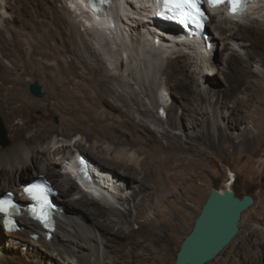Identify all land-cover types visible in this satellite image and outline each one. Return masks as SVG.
I'll use <instances>...</instances> for the list:
<instances>
[{
  "label": "bare ground",
  "instance_id": "obj_1",
  "mask_svg": "<svg viewBox=\"0 0 264 264\" xmlns=\"http://www.w3.org/2000/svg\"><path fill=\"white\" fill-rule=\"evenodd\" d=\"M62 6L70 12V6L79 11L104 51L108 41L117 40L127 56L130 54L136 64L142 63L140 67L137 64L142 74L136 81L139 92L127 94L112 85V80L120 79L104 72L99 53L84 41L79 26L59 11L57 0H0V115L11 137L8 146L0 145V196L12 191L24 206L16 230L8 228L6 217L0 213V264H117L110 249L125 250V246L131 247L125 250L126 256L136 262L137 242L131 222L147 211L149 200L156 197L159 205H164L169 178L177 183L184 179L183 164L165 150L162 138L174 144L185 136L194 143L204 134L203 139L216 143V136L224 140L228 131L238 129L249 118L255 102L264 113V14L262 18L256 16L264 11V0H254L239 14H227L221 7L210 12L213 36L209 48L199 40H178L170 33L177 27L169 22L148 21L150 0H114L105 16L92 15L84 9L82 0H67ZM132 17L138 19L130 25ZM127 20L132 32H137L132 45L124 39L122 22ZM23 25L29 30L25 31ZM164 25L168 28L160 30ZM216 48L222 50L220 58ZM124 62H120V68ZM257 64L261 67L258 71L253 69ZM158 73L166 77L165 82L157 80ZM210 74L218 82L219 76L223 77L229 90L223 88V82L215 85L201 81ZM145 75L150 83L143 79ZM233 76L238 86L232 84ZM29 77L50 85L43 100L29 93ZM164 91L173 98L169 107L161 99ZM140 95L147 100L154 97V106L140 100ZM157 104L165 108L166 119L155 113ZM225 108L231 113L222 124ZM111 109H117V114ZM133 111L163 124L161 134L145 120L138 121L131 115ZM79 134L86 135L88 141L96 136L102 143L112 144L114 148L110 149L116 151L112 159L125 169L115 173L110 170L113 161L98 164L92 158L98 148L103 153L102 143L92 144V153L82 156L80 151L87 152L82 140L72 142ZM141 137L156 139L159 147L150 148L139 158L128 146ZM79 156L91 165L89 182L75 179ZM58 162L67 165L64 170H57ZM36 175L52 180L58 192L54 231L43 229L28 215L31 204L21 189ZM116 184L122 192L119 199L123 210L95 201L118 198L114 195ZM127 190L130 194H125ZM85 213L93 216L89 224L82 218ZM258 233L256 244L262 255L253 254L248 264H264V230L258 229ZM154 259L160 260L157 256Z\"/></svg>",
  "mask_w": 264,
  "mask_h": 264
},
{
  "label": "rangeland",
  "instance_id": "obj_2",
  "mask_svg": "<svg viewBox=\"0 0 264 264\" xmlns=\"http://www.w3.org/2000/svg\"><path fill=\"white\" fill-rule=\"evenodd\" d=\"M57 4L59 11L69 18L72 23L79 26L84 41L92 50L95 49V51L99 53L102 60L99 64L102 66L104 72L118 76L120 80H112V85L121 91H125L127 94L138 93L139 86L136 81L141 79L140 77L142 74L139 71V67L142 66V63L138 62V67L136 62L133 61L132 57H130V54L127 56V54L122 51L121 47L123 45L117 40L113 41L111 39L113 43L108 41L107 43L110 47L108 46L107 52L106 50L104 51L102 46L97 42L95 37L96 35L84 25L85 22L83 17L79 15V11H77V9L73 6H70L73 9H71V12L64 9L62 5L66 6L67 0H57ZM263 14L264 11H261L256 16H260L262 18ZM5 15H8L9 19L13 20L10 14L6 13ZM136 18L138 19V17L129 18L132 20L130 23L128 20L125 21V24L122 22V25L126 28V31L124 32V39L126 40L125 43H127V45H132V42L134 43L133 38L136 37L137 32H132L130 25H133V23L135 24L133 20ZM262 20L264 21V18H262ZM126 22L130 25L128 26ZM208 24V32L210 36H213L211 28L212 23L209 21ZM23 28L25 31L29 30V28L25 25H23ZM114 36L116 37V35ZM214 43L215 46L218 47L215 40ZM236 48L239 52L244 53L239 47ZM110 50L111 54H109ZM216 52L217 57L220 58L222 50L216 48L215 53ZM23 56L26 58L27 54L25 55L23 52ZM155 57L156 56L151 55L150 58L158 60ZM122 60H125V62L123 67L120 68L119 64ZM6 61L10 63L8 60ZM135 64L137 69H134ZM129 68L134 71H131ZM253 69L258 71L261 67L257 64L253 67ZM190 71L193 73V69ZM211 74L209 77H205L206 79H202L201 81L212 82L215 85L217 83L221 85L223 82V88L227 87L229 90L228 84L223 77L221 78L219 76V80L221 81L218 82ZM156 75L158 81L165 82V76L160 75V73ZM233 77L234 79L231 78L232 84L238 86L236 76ZM31 78L32 77H29L27 81V89L29 93L34 98L43 100V98L50 92V85H48L44 80ZM143 79L147 83H150V78L147 75H145ZM34 81H38L41 84L43 90L42 97L34 96L30 92L29 85ZM168 93L169 91L165 92L164 97L161 98L164 103H167L166 107L171 106L173 101L172 96ZM143 97L144 95H140L139 99L143 101L146 100L150 106H154V97L148 100L147 97ZM257 105L258 103L255 102L252 109H250L249 118L245 121L243 120L238 129L228 131V135H226L224 140L219 141L216 136V143H213L212 140L205 137L203 139L204 134H200L201 136L199 135L197 137L198 141L194 143L193 141H190L191 143L188 142L189 140L185 136H182V140H179L174 144H171L168 139L162 138L160 143L163 144L165 150H167L174 159H177L178 162L183 164L182 172L184 174V179L179 183L172 181L170 178L167 180L169 188L166 190L167 192H164V195H166L164 205L160 206L159 199L155 197L153 200H149L148 209L144 214L137 215L136 209L133 208V215H137V218L136 220L133 219L131 222V229L135 230L134 234L137 242L135 252L138 256L136 257V262H133L131 258L126 256L125 250L129 249L128 251H130V246H125V250L121 249L116 251L115 249H110V255L117 259V264H175L176 254L180 249L181 243L185 236L191 231L195 218L198 216L202 205L205 203L212 188H232L241 196L249 193L254 197V203L243 211L240 220V230L235 239L216 258L207 264H248L247 261L251 259L253 254L259 257L262 255L261 250L256 243L259 242L258 229L264 230V113L257 109ZM159 106L160 105L157 104L154 110L155 113L163 119H166L165 108L160 109ZM261 107V110L263 109L264 111V107ZM180 109L179 111H182V109ZM110 112L116 115L118 110L111 109ZM223 113V117L220 118V122H222V124L227 121L231 111L230 109L225 108ZM131 115L138 121L142 119L145 120V122L151 128L155 129L158 134H161L163 131V124L160 125L151 118H144L139 111H133ZM57 117L58 116L55 117V120H57ZM0 119L6 131L5 141H2L0 137V145L8 146L11 143L10 131L1 115ZM86 137L87 136L84 134H79L72 140V142H75L77 139L82 140L87 152L80 151L81 155H83V153L88 155V152L92 153V144L99 145L102 143L96 136L92 137V141H88ZM102 147L105 148L103 153L98 152V150L102 149L98 148L97 154H94L92 158L97 161L98 164L105 163L106 161H113L115 164L111 165L110 170L112 168V171L114 170L115 173H118L120 169L124 170L125 166L123 168L122 163L112 159L114 158L113 155L116 151L112 152V149L110 148H114V146L109 142H105L102 143ZM128 147L131 148L137 156H139V158H142L146 153L148 154V151L150 152V148L159 147V145L156 139L147 140L141 137V139L139 138L138 143ZM74 149L75 147H72L71 152H73ZM104 156L107 157L106 160L103 158ZM185 161L189 162V164L185 163ZM64 164L65 163L61 166L60 162H58L57 170H64V167L67 166ZM160 166L162 168L164 167L162 164H160ZM164 172V174L167 173L166 170H164ZM139 175L142 176V173ZM29 178L30 177H27L23 180H27ZM115 186L116 188H113L117 193L114 195L118 198H115L114 200L112 199V201L109 199L104 202H101L99 199L96 200L97 198L95 197L94 198L95 201L102 206L106 203L107 205L110 204L109 206L114 207L115 209L123 210L124 207L122 206V201L119 199V194L122 192L120 189H117V187L120 188V185L116 184ZM125 194H130V190H127ZM85 195H87V193ZM88 197L93 198L91 195ZM119 201H121V203H119ZM125 206L130 208L128 204H125ZM82 218L84 221L88 222V224L94 220L93 216L88 213L83 214ZM156 256L159 257L160 260H153ZM131 261L133 263H131Z\"/></svg>",
  "mask_w": 264,
  "mask_h": 264
},
{
  "label": "water",
  "instance_id": "obj_3",
  "mask_svg": "<svg viewBox=\"0 0 264 264\" xmlns=\"http://www.w3.org/2000/svg\"><path fill=\"white\" fill-rule=\"evenodd\" d=\"M29 90L34 96H43L38 81L30 83ZM5 136L0 119L2 141H5ZM253 203L254 197L249 193L239 196L232 188H212L191 231L181 243L175 264H207L216 258L235 239L242 213Z\"/></svg>",
  "mask_w": 264,
  "mask_h": 264
},
{
  "label": "snow or ice",
  "instance_id": "obj_4",
  "mask_svg": "<svg viewBox=\"0 0 264 264\" xmlns=\"http://www.w3.org/2000/svg\"><path fill=\"white\" fill-rule=\"evenodd\" d=\"M102 2H108V0H102ZM165 6L169 8V11L179 16L188 17L191 15L190 10H194L198 14H202L199 8L201 0H163ZM89 4H93V0H88ZM207 3L213 7H217L221 4L230 6V10L236 13L241 10V6L246 3V0H207ZM0 211H4L0 207Z\"/></svg>",
  "mask_w": 264,
  "mask_h": 264
},
{
  "label": "trees",
  "instance_id": "obj_5",
  "mask_svg": "<svg viewBox=\"0 0 264 264\" xmlns=\"http://www.w3.org/2000/svg\"><path fill=\"white\" fill-rule=\"evenodd\" d=\"M82 156H84V155H82ZM85 157V156H84ZM239 196H241L240 194H238Z\"/></svg>",
  "mask_w": 264,
  "mask_h": 264
}]
</instances>
